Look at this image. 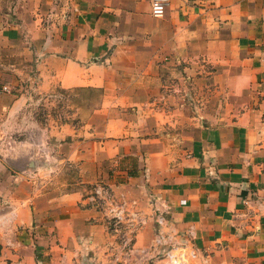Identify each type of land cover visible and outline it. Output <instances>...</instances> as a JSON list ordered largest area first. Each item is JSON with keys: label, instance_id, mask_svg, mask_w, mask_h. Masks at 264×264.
Instances as JSON below:
<instances>
[{"label": "crops", "instance_id": "crops-1", "mask_svg": "<svg viewBox=\"0 0 264 264\" xmlns=\"http://www.w3.org/2000/svg\"><path fill=\"white\" fill-rule=\"evenodd\" d=\"M151 1L0 0V65L22 49L40 90L99 96L74 97L79 128L54 127L0 86L11 144L0 150V264H103L111 238L87 198L98 182L147 217L137 246L155 234L157 198L175 229L193 231L191 264H264V0H167L158 18ZM199 56L212 79L233 80V115L202 124L180 153L166 147L151 97L167 63ZM67 162L79 177L69 191Z\"/></svg>", "mask_w": 264, "mask_h": 264}, {"label": "rangeland", "instance_id": "rangeland-1", "mask_svg": "<svg viewBox=\"0 0 264 264\" xmlns=\"http://www.w3.org/2000/svg\"><path fill=\"white\" fill-rule=\"evenodd\" d=\"M26 55L22 49L16 54H10L6 50L2 52L0 65L2 91L10 90L9 93L18 96L23 94V98H27L28 113H31L34 119L42 124L49 123L55 127L67 121L77 128L83 125L86 113L81 114L82 120L79 121V113L74 106V97L77 96L82 104H86L96 101L99 97L98 93L70 91L71 95L69 93L60 94L56 86L51 90H40L39 70L32 59ZM215 69V65L203 60L202 56L185 62L182 60L170 62L163 67L161 89L157 96L151 97V109L158 112V121H161L160 134L167 148H176L178 152L183 153L190 138L202 124L231 119L233 111L228 112L227 119L225 118L227 112L224 111L229 109L228 104L233 101L232 92H230L233 88V80L212 79ZM171 121L172 124H170ZM87 130L89 127L86 130L82 129L81 134L83 135ZM0 131V150L8 151L11 145L8 138L10 129L2 128ZM20 131L18 130L17 133L22 134H17V139L25 135V130ZM31 135L35 140L41 136L37 130H33ZM170 135L172 136L171 142ZM22 162L17 161L18 165ZM140 163L138 160L136 165L139 166ZM75 169L77 170V167L71 162L63 164V173L59 176V180L61 183L64 182V190L69 191L77 186L79 177Z\"/></svg>", "mask_w": 264, "mask_h": 264}, {"label": "built area", "instance_id": "built-area-1", "mask_svg": "<svg viewBox=\"0 0 264 264\" xmlns=\"http://www.w3.org/2000/svg\"><path fill=\"white\" fill-rule=\"evenodd\" d=\"M166 5L167 0H152L150 13L154 17H162ZM87 198L101 213L111 238L103 264H191L199 255L192 241L193 231L175 229L168 220L169 208L166 203H160L162 200H151L157 229L150 244L137 246V235L147 222V217L140 209L129 206L108 184L102 182L91 187ZM205 256L204 259L207 258Z\"/></svg>", "mask_w": 264, "mask_h": 264}, {"label": "trees", "instance_id": "trees-1", "mask_svg": "<svg viewBox=\"0 0 264 264\" xmlns=\"http://www.w3.org/2000/svg\"><path fill=\"white\" fill-rule=\"evenodd\" d=\"M57 92L60 94H67L68 93V91L63 90V89H58Z\"/></svg>", "mask_w": 264, "mask_h": 264}]
</instances>
